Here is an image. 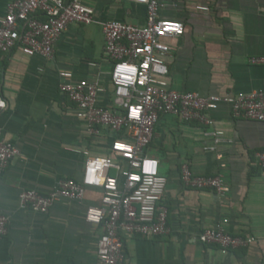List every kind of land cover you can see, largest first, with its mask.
I'll return each instance as SVG.
<instances>
[{"label":"crops","instance_id":"0c3cea01","mask_svg":"<svg viewBox=\"0 0 264 264\" xmlns=\"http://www.w3.org/2000/svg\"><path fill=\"white\" fill-rule=\"evenodd\" d=\"M9 1L0 0V19ZM81 1L94 9L98 22L146 23L141 5ZM161 2L160 18L184 27L181 37L166 40L172 50L165 60L166 81L172 88L220 97L264 90V65L247 62L264 56V0H215L211 5L202 0ZM109 70L99 25L69 28L55 44L50 61L17 50L0 54V96L7 104L0 112V128L18 150L0 172V215L9 217L8 234L0 242V264H98L102 229L88 224L85 212L100 205L99 190L88 188L82 202L62 200L46 214L19 209L18 196L25 190L45 195L58 180L80 181L84 152L109 155L118 136L107 129L96 137L88 135L86 123L58 90L61 72L70 73L73 82L97 78L104 90L101 104L106 105L111 97ZM211 116L215 127L233 141L221 145L217 153L205 151L212 140L203 136L200 126L173 115L157 122L146 153L159 162L166 180L161 205L167 210L169 233L124 239V264H264V181L256 158L264 152V123L233 119L227 105ZM183 164L196 176L220 175L228 188L226 199L184 187ZM215 228L253 237L255 242L227 253L201 245L199 234Z\"/></svg>","mask_w":264,"mask_h":264},{"label":"built area","instance_id":"2783aa9c","mask_svg":"<svg viewBox=\"0 0 264 264\" xmlns=\"http://www.w3.org/2000/svg\"><path fill=\"white\" fill-rule=\"evenodd\" d=\"M125 1L145 8V25L98 22L94 9L81 0H10L0 19V54L17 50L48 61L54 57L55 44L69 28L99 25L102 30L104 55L110 64L109 102L101 104L104 90L97 78L73 82L70 73L61 72L58 90L75 107L77 118L86 123L88 135L96 137L107 129L118 138L112 142L107 157L83 153L85 162L80 181L58 180L45 195L25 190L18 196L19 209L46 214L62 200L82 202L88 188L99 190L100 205L88 207L85 212V221L102 229L96 248L98 264H124L126 238L152 239L169 233L167 210L161 205L166 180L160 174L159 162L146 153L161 117L173 115L183 123L200 126L203 136L212 140V145L205 148L210 153H217L221 145L233 142L215 127L211 114L219 106H229L233 119L264 123V90L220 97L172 88L166 81L165 60L172 54L166 40L181 37L183 24L160 18L161 0ZM168 1L177 4L183 0ZM202 1L211 5L215 0ZM247 62L264 65V56L249 58ZM6 108L0 96V112ZM17 156V148L4 138L0 128V172ZM256 158L264 181V152ZM180 180L186 188L212 191L221 201L228 194L220 175L196 176L187 164L180 168ZM8 227L9 217L0 215V242L7 236ZM198 241L227 253L247 248L255 239L233 236L215 228L204 230Z\"/></svg>","mask_w":264,"mask_h":264},{"label":"clouds","instance_id":"9594fccd","mask_svg":"<svg viewBox=\"0 0 264 264\" xmlns=\"http://www.w3.org/2000/svg\"><path fill=\"white\" fill-rule=\"evenodd\" d=\"M97 166L99 167V165H97ZM148 167H149L148 165L145 166L146 170L148 169Z\"/></svg>","mask_w":264,"mask_h":264}]
</instances>
